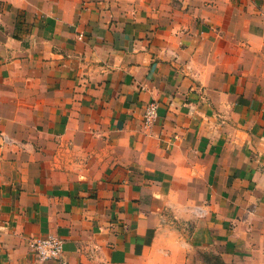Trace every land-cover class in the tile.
Instances as JSON below:
<instances>
[{
  "label": "crops",
  "instance_id": "1",
  "mask_svg": "<svg viewBox=\"0 0 264 264\" xmlns=\"http://www.w3.org/2000/svg\"><path fill=\"white\" fill-rule=\"evenodd\" d=\"M0 264H264V0H0Z\"/></svg>",
  "mask_w": 264,
  "mask_h": 264
},
{
  "label": "built area",
  "instance_id": "2",
  "mask_svg": "<svg viewBox=\"0 0 264 264\" xmlns=\"http://www.w3.org/2000/svg\"><path fill=\"white\" fill-rule=\"evenodd\" d=\"M158 117V103L150 101L145 105L142 117L143 128L150 129ZM30 246L39 261L59 260L63 251V241L54 234L34 237Z\"/></svg>",
  "mask_w": 264,
  "mask_h": 264
}]
</instances>
